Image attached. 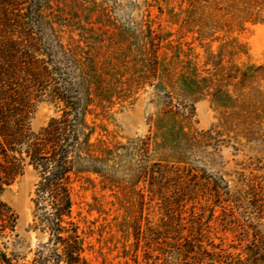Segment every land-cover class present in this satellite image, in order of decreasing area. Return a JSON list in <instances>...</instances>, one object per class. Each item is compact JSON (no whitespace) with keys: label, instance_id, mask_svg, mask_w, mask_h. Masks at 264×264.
I'll list each match as a JSON object with an SVG mask.
<instances>
[{"label":"rangeland","instance_id":"obj_1","mask_svg":"<svg viewBox=\"0 0 264 264\" xmlns=\"http://www.w3.org/2000/svg\"><path fill=\"white\" fill-rule=\"evenodd\" d=\"M0 22L25 64L0 73V264L57 260L52 151L86 264H264V0H0Z\"/></svg>","mask_w":264,"mask_h":264},{"label":"trees","instance_id":"obj_2","mask_svg":"<svg viewBox=\"0 0 264 264\" xmlns=\"http://www.w3.org/2000/svg\"><path fill=\"white\" fill-rule=\"evenodd\" d=\"M5 11V10H4ZM4 16V15H3ZM5 25V26H4ZM0 26L7 27L9 26L7 23L0 22ZM3 40H0V51L1 49L5 50V46L7 47L6 43ZM5 55H2V51L0 52V73H7L13 67H25V64L17 62L13 57H9L6 52ZM29 64V63H28ZM6 108V109H5ZM14 109L11 108V104L4 105V103H0V128L4 129L9 123H14L15 127H19L18 131H20V120L14 121L12 120V115L7 113L10 111L12 112ZM7 111V112H6ZM14 114V113H13ZM8 116L10 118L7 119ZM17 132V128L15 130ZM2 136V137H1ZM9 136V137H8ZM12 135H0V156L2 158L6 157V145L10 147L13 146L14 143H18L16 141L17 137L12 138ZM29 156H32V160L39 154L40 147L34 143L28 144L26 151ZM59 153L52 151V155L48 165L44 166L43 169V179L40 181L39 185H41V189L50 194L54 197L57 202L58 206L56 208V234H57V243L59 245L60 251L56 252L55 255L57 260L55 264L62 262L63 264H86L84 258L81 256V247L79 236L77 233L76 228L74 227L71 231H68L64 237L61 236L62 231L64 228L61 226L63 216H69L70 208H71V195L69 190V172L70 168L68 166V162L65 156L59 155ZM5 159V158H4ZM1 260L5 264H13L10 260L4 259L1 256Z\"/></svg>","mask_w":264,"mask_h":264}]
</instances>
